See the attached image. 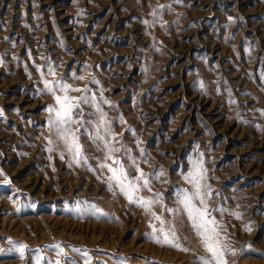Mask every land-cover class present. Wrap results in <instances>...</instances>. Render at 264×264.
Listing matches in <instances>:
<instances>
[{
    "label": "rangeland",
    "instance_id": "374dc122",
    "mask_svg": "<svg viewBox=\"0 0 264 264\" xmlns=\"http://www.w3.org/2000/svg\"><path fill=\"white\" fill-rule=\"evenodd\" d=\"M185 197L264 264V0H0V264H201Z\"/></svg>",
    "mask_w": 264,
    "mask_h": 264
},
{
    "label": "snow or ice",
    "instance_id": "6c2138e0",
    "mask_svg": "<svg viewBox=\"0 0 264 264\" xmlns=\"http://www.w3.org/2000/svg\"><path fill=\"white\" fill-rule=\"evenodd\" d=\"M177 2H179V0H177ZM48 84L49 82L45 81L46 87H48ZM63 87L67 89V87L69 86L64 85ZM49 90L54 91V89L52 88H49ZM69 99L70 98L67 96L63 98H61L60 96H56V101L60 105V109L56 110V121H55L56 125L58 126V129L60 125L67 124L70 120L69 113L71 111L72 105H69L67 103ZM49 110L51 111L52 109L50 108ZM60 134L62 136H65L66 142H68L67 136L70 135V133H66V130H60ZM73 149H75L76 154H79L80 145L76 142V138L74 136L72 137V140L69 144V151H73ZM107 167L109 171L112 172V176L109 178V180L110 181L115 180L120 187V191L123 192L129 198L130 201H134L135 203L141 204L145 208H149L152 203H155V201L145 200L143 197H139V198L134 197V193L136 189L139 187V185L129 182L127 178V174L123 171L122 168H114L111 165H107ZM137 179H143V173H141L140 177H138ZM147 183H148L147 180H145V185H147ZM184 203H185V207L188 209V215L193 222V227L196 229L198 235L203 237L204 246L207 250V253H209V255L199 257L201 264H229V262L226 259V254L229 251H233V250L219 239V233L215 230V228L208 227L209 223L214 224L215 221H209L206 218L208 215L207 212L204 211L203 209H198L194 207L191 204L190 198L185 197ZM236 215L239 216V213H236ZM157 219L160 218L157 217ZM161 223H163V221H161ZM248 230L250 231L251 229ZM153 231L155 233L157 230L154 229ZM159 232L163 233L162 240L159 234L154 235L152 237L153 239L156 240L157 243L163 242L165 244H173V246L175 247H181V245L175 243L176 240L175 232L165 231L164 228L159 229ZM18 247L20 250H23L25 245L19 244ZM56 247L58 248L59 245H57ZM184 250L187 251V249ZM56 264H60V261H56ZM85 264H87V261L85 262Z\"/></svg>",
    "mask_w": 264,
    "mask_h": 264
}]
</instances>
